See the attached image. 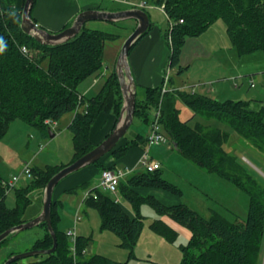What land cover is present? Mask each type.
Segmentation results:
<instances>
[{"label":"trees","instance_id":"16d2710c","mask_svg":"<svg viewBox=\"0 0 264 264\" xmlns=\"http://www.w3.org/2000/svg\"><path fill=\"white\" fill-rule=\"evenodd\" d=\"M145 1L146 4L161 8L169 19V62L171 68L179 67V73L187 69L181 66V55L187 39L203 35L220 19L226 23L232 47L240 56L264 52V0ZM25 2L26 0L23 9ZM36 5L37 0L31 11L34 21ZM23 9L18 10L6 0H0V38L7 44L5 51L0 53V140L8 134L16 120L49 135L54 133L52 123L75 112L68 127L72 134L74 155L67 165L32 167L33 178L29 184L14 190V208L7 206L6 199L10 189L4 185L0 167V235L26 223L23 217L32 203L35 190L44 193L47 184L56 174L97 147L91 141V131L102 114L116 117L112 132L115 130L124 105L116 70L107 77L95 96L88 97L79 91L82 83L104 71L105 45L107 41L115 40L116 35L89 29L85 24L72 40L47 46L23 31ZM70 26L64 27L60 32ZM153 27L154 23L151 22L150 30ZM149 31L134 43L130 54ZM163 88V84L157 88H147L144 101H140L137 96L135 118L141 119L144 125H151L155 111L160 108V122L163 132L171 140V149L178 150L185 159L227 180L248 195L246 220L241 221L238 217L235 221H230L218 213L206 219L183 203L168 206L154 196L140 193L141 189H158L182 197L184 193L180 187L164 177L162 166L155 171L135 173L126 181L120 182L118 192L130 204L133 216L125 211L113 194L100 189H94L98 197L86 200V206L99 213L101 229L115 233L121 239V246L130 252V257H135L134 251L145 226L146 217L142 214V206L148 204L160 217L152 221L150 226L166 241L174 243L178 233L162 220L163 217L191 232L187 245L182 246L181 264H263L264 183L249 172L235 154L226 151L225 146L230 142L231 133L200 122L193 126L191 121L196 116L207 120L217 119L264 153V111H250L247 102L218 101L208 95L185 89L163 94ZM180 103L193 113L188 120L181 118L178 106ZM144 144H148V138L145 139L141 134L131 140L126 135L107 156L117 162L132 148ZM164 144L166 143L151 147ZM103 159L91 166L100 167L102 172L115 169L102 165ZM90 185L84 183L72 191L86 189ZM60 206H63V202L53 197L52 223L58 239L55 253L11 264H127L101 255L88 256L87 248L91 237L77 236L74 246L67 233L58 229L61 221ZM39 226L45 229V235L35 242L31 250L52 249L54 239L47 224ZM14 236L16 234L10 235L0 246ZM14 255L10 254L6 261Z\"/></svg>","mask_w":264,"mask_h":264},{"label":"rangeland","instance_id":"374dc122","mask_svg":"<svg viewBox=\"0 0 264 264\" xmlns=\"http://www.w3.org/2000/svg\"><path fill=\"white\" fill-rule=\"evenodd\" d=\"M77 1L83 7L92 0ZM144 2L146 3L145 0H103L101 7L104 10H110V12L115 9L125 11L141 9L135 7L141 6ZM144 10L148 13L152 23L159 25L169 24L168 18L161 8L147 4ZM76 19L72 20V25ZM135 24L136 21L134 19H123L117 22L89 21L86 23V26L89 29L105 31L117 36L115 40L107 41L105 45L106 62L116 63L124 44L133 33ZM213 28V39L207 33L205 37L204 35H201V37H189L192 38L190 39L193 40L192 43L184 45L182 58L186 65H189L188 62L192 63L189 69L179 73V67L171 68L170 62L167 64L168 75L171 77L170 85L172 87L184 86L186 91L193 92L200 86L203 87L204 84L201 83L207 79L225 77V80H228L230 73L236 72V76L237 73L240 75L237 76L238 78L234 83L232 82V90H235L233 89V85L239 84L241 86L242 81L248 79L254 83V88L251 89L243 84L239 89L236 88V91L244 95L249 102L259 100L264 103V52L260 51L240 56L235 50L233 52L236 54V57H233L230 51V46H232L231 40L227 34V26L224 20H218L213 24ZM200 38H202L201 40L206 38L213 45L218 41L216 47L222 49L218 51L215 59L211 56L212 54L207 44L202 41H196L200 40ZM217 59H222L223 62H218ZM243 59L244 61H242ZM239 60L242 61L240 66H238ZM237 68L239 69L238 71L236 70ZM93 79L92 77L80 85V93L85 95L87 87L93 84ZM103 82L104 79H101L97 84L98 86L94 87L91 93L97 92ZM206 87L207 89L212 88L210 86ZM198 93H200V90ZM138 98L140 101L145 99V96L141 94V89L139 90ZM178 106L183 120H188L193 116L192 111L185 105L180 103ZM64 120L66 119L58 122L60 127L51 126L53 131L58 135L57 138H51L50 133L49 135H45L39 129L21 120H16L12 123L8 134L0 140V167L5 182L10 183L14 177L20 176L26 164L32 165L31 167L45 168L48 165H67L72 161L74 155L72 134L69 131H65L63 134L60 132V129L65 128ZM199 122L206 126L218 127L231 133L230 142L225 146L226 151L235 154L241 164L264 183L263 152L240 138L230 126L217 119L207 120L201 116H196L192 119L191 124L194 126ZM140 126L141 122L136 120L127 133V137L131 136L138 128H141ZM167 137L168 141L166 144L159 148L165 147V152L168 155L163 157L156 156V158L161 159L164 177L174 185L179 186L183 191L184 194L181 197L182 203L197 211L206 219L218 213L230 221H235L238 217L241 221L246 220L249 207L248 195L237 189L227 180L211 174L185 159L178 150L171 149L172 143L169 136ZM155 148L158 147L155 146ZM142 171L140 169L137 172ZM29 182L30 180L23 177L13 189L8 191L6 203L9 208L16 206L14 190L18 187H25ZM83 191V189H79L75 195H68L64 206H60L61 221L58 225L60 232L67 233L70 229L75 228L76 202L80 201ZM44 196L45 192L43 193L41 190L33 192L32 203L23 217L26 223L40 216L44 207ZM121 196L120 193L113 195L117 200L120 198L126 201ZM142 214L146 217L145 226L134 251L135 257H130V252L121 246V239L115 233L101 229V217L95 209L84 206L82 211L83 220L79 222L76 233H83V236L91 237L89 247L87 248L88 256L101 255L118 262H127V264H181L183 259L182 246L187 245L189 239L182 232H177L178 238L174 243L166 241L163 237L156 234L150 226L152 221L160 218L157 211L150 205L145 204L142 206ZM180 227L184 228L181 225ZM44 235L45 229L41 226H36L16 234V236L0 246V264L4 263L12 253L17 255L32 251L31 249L35 242L43 238Z\"/></svg>","mask_w":264,"mask_h":264},{"label":"crops","instance_id":"0c3cea01","mask_svg":"<svg viewBox=\"0 0 264 264\" xmlns=\"http://www.w3.org/2000/svg\"><path fill=\"white\" fill-rule=\"evenodd\" d=\"M6 1L8 4L16 7L18 10L23 9L24 0H6ZM113 1H117V0H113ZM102 2L103 0H99V1L92 0L90 1V3L81 7L77 0H37V5L34 10L33 17L35 18L36 20L35 22L38 24L40 28H44L50 31L51 33H58L64 27L68 25H72V20H75L77 16L84 10H100V11L110 12V10L102 9L101 7ZM118 10L119 9H115L114 11L113 10L111 11L112 12L122 11V10H119V11ZM137 26H138V22L136 21L133 32L137 28ZM170 27H171L170 22L169 24H164V25L154 24L153 29L149 31V33L138 43V45L129 55V62H130L132 73H133V76L135 78V82L137 85V94L139 95V90L141 89V94L145 96V98H146L147 88H157L161 86L162 84L164 85L166 83H168L167 85L168 87H172L170 85L171 77L168 75V70H167V64L170 61V55H171V49H170L169 38H168ZM213 29L214 28L212 25L203 34L204 37L207 33H209L210 37L213 39L214 38ZM190 39L192 38L187 39L186 44L189 43L190 45L192 43L193 40H190ZM201 39L202 38L196 41H202L203 43L207 44L208 49L210 50L212 54L211 56L213 57V59H215L218 55V51L222 49V48L216 47V45L218 44V41L215 45H213V44H210L206 38H203V40ZM231 47L232 46H230V51L232 52L233 57H236V54L233 52L235 51V49ZM182 55H181V65H183L182 67L187 66L186 68L189 69L192 66V63L188 62L189 65H186L185 62L183 61ZM203 59L206 60L205 57H203ZM217 61L223 62L222 59H217ZM242 61H244V59ZM242 61L239 60L238 66H240V63H242ZM116 65H117V62L116 63H112V62L109 63V61L106 62V57H105L104 67L106 66V68L99 76L93 77L94 78L93 84L87 87L86 89L87 91H85L84 93L85 96L90 97V96H95L96 94H98V92L103 87L107 77L114 70H116ZM236 70L238 71L239 69L237 68ZM239 75L240 74L237 73V76ZM237 76H236V72H232L230 73V77L228 78V80H225L226 79L225 77H217V78L212 77L211 79H207L205 82H202L201 84H204L203 87L198 86L199 88L194 90L195 92L194 91L193 92L198 93V91L200 90V93L198 94L208 95L218 101L234 100V101L247 102L248 109L250 111H253V112L264 111V103H262V101L258 100V101L249 102L248 99H246L244 95H241V93L236 91V88L239 89V87H241L243 84H245V86L247 85L251 89L254 88L252 87V82L249 81L248 79H244L242 81L241 86H239V84L233 85V89L235 90H232V82L234 83L235 80H237L238 78ZM101 79H104V82L101 85L100 89L95 93H91L94 87L98 86L97 84L100 82ZM206 86H210L212 88L207 89ZM172 88L184 89V86H175V87L173 86ZM243 90L245 91V89ZM243 94L245 93L243 92ZM250 100H253V99H250ZM75 115H76L75 112L68 113L62 118V119H66L64 120L65 128L60 129L61 130L60 132L62 134L65 131H69L68 127L72 123ZM136 120H139V122H141V126H140L141 128H138L136 131H134L131 134V136L127 137V139H130V140L134 139L138 134H141L146 139L151 132V125L150 124L144 125L143 121L139 118H135L134 123ZM115 122H116V117L112 114H102L99 117V119L97 120V122L95 123L91 131V141L95 146H98L104 140H106L107 136L111 134ZM53 125L60 127L58 125V122L51 124V126ZM56 129L59 130L57 127ZM64 129H67V130H64ZM57 137L58 135L54 132L53 138H57ZM159 147L158 148H155V147L148 148V146L144 144L142 146L132 148L127 153L126 156H124L122 159H120L117 162L114 161V159L111 156L106 155V157H103L104 159L102 160L101 164L106 167L107 166L114 167L115 168L114 170L121 169V170H124L125 172H129L120 180V182L126 181V179H128L131 175L138 173L137 171H139L140 169H142L143 171L145 170V168H143L142 166L141 160L144 157L146 151L148 152L150 157L153 159V161L160 163L163 168V165L160 161L161 159H157L156 156L163 157V156H167L168 153L165 152L166 151L165 147H162V148H159ZM101 175H102V170L100 167L88 166V167L83 168L79 172L66 177L60 183V185L56 187L55 189V193H54L55 200L62 201L63 206H64L65 199L68 198V195H72V194L75 195L76 192L81 188L76 189L75 191H72V190H74L76 187L84 183L91 184L90 187L83 189L84 191L81 195L80 201H78V203L76 202V206H77L76 216L78 213L80 214V216H82L83 208L84 206H86L85 202H83L84 196L88 191H90L93 187H96L99 184L101 180ZM139 191L143 195L154 196L155 198H157L158 200H160L161 202H163L164 204L168 206L178 205L183 202L182 198H179L175 195H172L162 190L141 189ZM119 202L121 203V206L125 209V211L128 212V214H130L131 216L134 215L132 208L128 202L123 201L122 199H120ZM82 220H83V216H82L81 221ZM162 220L166 222L169 226H171L177 232L179 233L182 232L188 239L191 238L192 234L187 228L185 227L181 228L180 225L173 222L167 217H163ZM79 222L77 223V226ZM82 234L83 233H78L77 235L83 236Z\"/></svg>","mask_w":264,"mask_h":264},{"label":"water","instance_id":"95a60500","mask_svg":"<svg viewBox=\"0 0 264 264\" xmlns=\"http://www.w3.org/2000/svg\"><path fill=\"white\" fill-rule=\"evenodd\" d=\"M34 3L35 0H26L25 2V6L22 11V29L26 34L33 35L40 43L47 46H55L72 40L81 32L84 25L89 21L117 22L123 19H134L138 22V26L124 44L117 60L116 72L119 77L124 97V105L117 127L106 138V140L99 144L95 149L78 159L73 164L63 168L49 181L45 189L43 211L37 219L14 227L0 235L1 244L12 234H18L22 231L46 223L49 232L54 239L53 248L50 250H32L22 254H17L9 258L5 264H11L13 262L38 255H49L55 253L58 246V239L52 223V205L55 189L59 183L69 175L95 164L103 157L111 153L134 124L137 105V85L129 62V55L134 43L141 36L146 34L150 30L151 26V19L148 13L143 9H132L119 12L86 10L78 15L75 23L71 27L54 34L44 28H40L31 18V11ZM53 137L54 134L52 133L51 138ZM174 146L175 148L177 147V145Z\"/></svg>","mask_w":264,"mask_h":264},{"label":"built area","instance_id":"2783aa9c","mask_svg":"<svg viewBox=\"0 0 264 264\" xmlns=\"http://www.w3.org/2000/svg\"><path fill=\"white\" fill-rule=\"evenodd\" d=\"M141 6H145V4H142ZM252 87H254V83H252ZM174 90L168 88L166 85L164 86V89L162 91L163 94L172 92ZM161 109L158 108L154 115H153V120L151 124V132L148 136V146L151 147L153 145H159L166 143L168 141L167 136H165L162 125L160 122V117H161ZM143 168H145L148 171H155L161 167V165L158 162H155L151 159L149 156L148 152L146 151L144 157L141 160ZM129 172H125L124 170L118 169V170H105L103 171L101 175V180L99 184L93 188L92 190L88 191L83 199V202L88 200L89 198L93 197L97 199V193L94 191V189H100L103 191H106L108 193H111L113 195L118 194V186L120 183V180ZM25 177L27 180H31L33 178L32 174V168L29 164H26L23 168V171L20 176L14 177V179L10 182L7 183L5 182L4 185L7 186L10 190L14 188V186L19 182L21 178ZM119 202V199L117 200ZM82 217L78 213L75 219V228L70 229L67 232V235L70 237L71 241L73 242L74 246L76 244L77 240V223L81 221Z\"/></svg>","mask_w":264,"mask_h":264},{"label":"clouds","instance_id":"9594fccd","mask_svg":"<svg viewBox=\"0 0 264 264\" xmlns=\"http://www.w3.org/2000/svg\"><path fill=\"white\" fill-rule=\"evenodd\" d=\"M6 48H7L6 42L3 40V38H0V53H3Z\"/></svg>","mask_w":264,"mask_h":264}]
</instances>
